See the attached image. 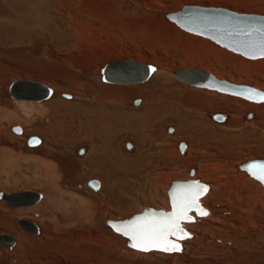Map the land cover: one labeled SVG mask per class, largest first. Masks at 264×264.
Listing matches in <instances>:
<instances>
[{"label":"rangeland","instance_id":"rangeland-1","mask_svg":"<svg viewBox=\"0 0 264 264\" xmlns=\"http://www.w3.org/2000/svg\"><path fill=\"white\" fill-rule=\"evenodd\" d=\"M57 1L58 0H0V173L1 171H7V174L12 172V176L16 177V175H20L23 178L26 176L25 174L34 176L35 171L39 169V171H41L40 173L38 172L39 175L43 173L42 170H45L43 173L44 176L45 174L49 176L52 173L50 177L55 181V179H59L56 173H54L55 170L58 169L62 176V178H60V180H62L60 184L62 189H60V191L63 189L66 191L69 190L71 193L79 194L85 199H89L88 202L91 207L87 210V207H80L76 204L74 208L70 210L67 208L68 211H66V208L59 211L51 209L49 206L50 208L47 207V209L44 207L46 212H41V215L36 212V214H34V219H29L36 222L41 227L40 230H43V224L39 219L35 220V218L44 217V215L47 216L48 213H50V219H53L56 215V211L57 214L62 217V227L60 226V230L52 229L50 232L52 233L51 235L57 236V240L62 239L61 242L63 241V244H65L64 248L63 245L59 246V244L58 246L54 244L52 247L44 245L45 247L43 246L44 248L41 249H39V247L36 248L37 246H33L31 253L33 256L24 257L21 253H14L15 255L12 254L9 256L13 250L10 251V249L0 246V251H2L4 256L3 258L0 256L2 258H0L2 260L0 264H71L73 261L67 260L69 258H74L75 260L76 258L71 254L76 253V251L82 248L85 249L87 246L90 247V252L89 250L88 252L83 251V254L80 253L76 255V260L89 257L90 262L85 263L75 260L73 264H92V262L94 264L95 259L97 260V264H264V227H260L261 225L264 226V210L257 206L255 208L257 214H249L248 212L253 209V203L244 205L242 202L240 203L238 201L236 194L230 195L224 192V190L218 198L217 196L214 197L211 195L208 197L205 196L201 200L202 205L208 209L209 214L204 217H197L199 222L198 226H195L194 229L188 228L191 233L198 236V239L195 242L188 240L190 241L188 244L185 242L183 254L178 257L174 254L163 256L160 255L161 253L156 254L157 252H152L153 254H138V252L133 251V253L130 248H126L123 244L120 246L121 250H118L116 245L111 244L113 235L108 231V227L105 224L106 220L109 219L124 220L130 218L143 208H170L167 203L166 188L171 181L187 180L189 178L187 173L192 168L198 172V177L202 181L204 180L202 183L213 185L211 182L206 181L204 178L207 176L203 175V173H208L205 168L208 164L219 163L231 170L230 165L232 167L250 159H257L258 156L264 159V106H262V104L246 102V100L240 98L238 102L242 103L245 107L246 103L262 106L259 107L260 111H257V118L247 120L245 118L247 113L253 112L254 109L240 112L238 106L234 105L233 109H235V114L238 115H235L230 123L238 122V125L230 126L229 123H227V125H220L207 116L208 113H213L214 109H210L209 106L206 108L203 104H200L201 107H194L191 109V105L184 106L181 100L186 94L198 96L206 101L213 100L216 103H224L225 101L219 99L218 96L213 93L208 94L205 92L207 90L202 91V89L190 88L185 91V93L179 88L182 84L174 77V72L178 70L201 67L200 65H191L190 62L184 61L186 60V56L191 54L192 57L194 56L201 62L203 61V65H208L212 62L220 68L227 67L234 71L237 69V71H241L250 77L249 80L245 78L242 79V81L227 77L222 79L257 87V85H255L256 81L264 79V59L250 60L244 58L226 48H220V45L210 39L196 36L182 30L178 25L167 19L169 13L177 12L184 6L220 7L213 5L214 3L210 0H189V2L188 0H151L152 2L149 0H72L70 6L74 10H79L85 5L86 8L83 9L86 11H92L95 14L104 13L101 16L93 18L88 16V13L85 15L83 13L84 10H82L78 14V18L81 16V20L84 22L81 23L80 29L71 26L70 20L73 16L72 13L69 12L71 9L64 8L62 11H59L57 6L60 4H58L59 2ZM12 4L13 9L9 6ZM166 5L169 6L166 8ZM87 8L90 9L88 10ZM242 9L243 11L237 8L229 10H236L235 12L238 13L264 14L261 13L260 10L256 11L249 7L248 9ZM103 16L107 18L111 17L110 20L129 17L132 22H135L136 25H133L132 22L128 24L130 27L133 25L131 30L139 34L135 36L136 39H133L135 44H137V47L136 45L132 46L136 49L135 55H131L130 51H132V54L135 52L131 46L130 48H126L118 42L119 48L113 49V47L107 46L104 41L105 34L107 35L109 30L113 29V26H111L109 22V25L103 28ZM137 22L139 24H137ZM158 23H162V25L160 26ZM142 27L145 28L142 29ZM96 29L100 31L98 30L96 32ZM125 32V29L122 31L119 30V36L123 35L121 37L123 40L126 39L125 34L127 32ZM85 35L86 37H84ZM101 35L104 37H100ZM209 44L213 46L210 47ZM207 45L209 46L207 47ZM222 50H224V52ZM140 55L141 57L137 59V56ZM122 59H135L146 64L155 65L158 67L159 72L152 76L148 83L141 85L118 86L103 82L101 76L102 68L111 61ZM18 79H30L41 83L43 82L44 85L52 88L55 93V96H52L49 100L53 102L59 101L63 104L55 107V112L49 117L40 116L42 115L40 111H37L38 113H33V120L30 117L28 118L24 117V115H20L18 103L15 99L11 98L9 94L11 84ZM43 79L50 80V83H47ZM261 82L264 83V80ZM51 83L57 84L59 89L56 86V88L53 87ZM109 88H115V90L107 91ZM135 88H142V90L144 89V91L150 93V95L152 90L160 91L158 94V101L154 100L156 103L154 104L153 98L150 96L152 99L151 106L145 108L148 104L145 97L128 91V89ZM116 89H125L127 92H122V94L120 91L118 93ZM63 94L70 95L71 98H66ZM219 97L224 98L223 96ZM235 98L239 99L238 97ZM135 99L145 100L146 105L142 107L138 106L139 108L133 106L132 102ZM189 99L187 101H190ZM49 100L45 103H48ZM154 105L158 107H154ZM251 108L253 107L251 106ZM102 109L104 112L108 109L109 114L112 113L116 116V112H118L119 116L121 115L127 123L132 122L133 120L131 118L133 117L135 122H140V124H142V130L146 129V131H148V129H150L156 131L158 134V148L148 155V157L150 156L151 159H153L149 166H143L144 168H140L138 171L139 173L135 172L133 175H130L125 184L121 182L120 188L118 187L117 190L114 185L113 191H104V193H106L105 195L109 194L110 197L112 196V200H117L115 202L117 205L113 204L115 206L113 207L114 210H112L114 213L111 212V209L108 210L106 208V206H109L110 202H105V198H101L105 197L104 194L100 196V194L95 193L92 189L83 187L89 180L96 179L101 182L93 173H90L91 175L89 176H85L87 172L84 170L86 167L84 168L83 166H86V163L85 165L82 164L83 159L81 160V158L76 156L77 160L82 164L83 171H85V175L82 177L84 179L81 181L75 182L68 180L69 178L64 181L61 167L64 166L66 162L71 168L75 167L74 164H77L73 159L74 156L71 155V149L76 155V150L78 148L84 146L88 147L92 144L89 139H92V141L94 140V142L98 140L97 134L99 133H97V131L100 130L102 117L99 115V118H97L98 116L94 115V111L98 110L99 112V110ZM122 111H125L126 115L122 114ZM218 111L221 110H217V112ZM34 115L36 118H33ZM115 115H110V119L111 117L114 118ZM175 117L179 122H175ZM23 119L26 120L25 123ZM108 124L109 130L113 129L111 126L113 124ZM145 125L147 126L146 128H144ZM189 125L196 128V134L190 131L191 128L188 127ZM17 126L25 130V135L23 137L13 132V127ZM54 126H56L55 129ZM175 126L182 127L184 137L185 133L190 132L193 134L191 140L194 143L193 150L196 153L192 154H197V152H199L197 157L194 155L187 159V156L180 157V155L175 152L171 154L166 153L164 148L167 147L171 151L175 149L176 146L177 148L179 147L180 141L185 143L186 141L188 142L187 139L178 135L175 136L174 139H170L168 133L171 132L167 133V131H170ZM54 130L61 133L64 139L61 140L60 144H57L58 147H56V149H54L55 147L51 144V139L53 138L52 133H55ZM198 131L200 132L198 133ZM30 136H39L43 138L46 142L44 143L45 145H40L41 147L43 146L42 148H39V146L33 148L29 147V149L27 146V138ZM125 137L126 136L121 135L115 140V148L113 145L102 143L103 147H105L106 144V148L109 149H106L107 152L102 150L101 153L106 156H100L98 159L100 161L104 160V166L106 162H110L109 170L114 178H117V170L123 168V159L128 162L126 164L127 169L130 168V170L134 169L135 171L138 170L135 168V164L142 160V156L136 158L139 151L138 145L137 152H133L131 155L125 150V143L131 140H123ZM196 140L197 142L200 140V142L197 143L195 142ZM131 141L137 144L134 140ZM75 142L82 144L79 146L71 145V143ZM121 145L126 155L120 148ZM93 151L94 153L92 155L95 156H92V159H94L92 165L94 166L93 169L96 170L101 166L96 162L99 154H96L95 149ZM180 151L182 150L180 149ZM10 152L16 155L19 154L20 156L29 157V159L41 158L48 160V162L51 163L46 167L47 170L49 169L50 171H46V167L42 168L37 166V163L34 165L32 161L26 162L22 160L16 164H11L9 160H12L13 156ZM55 155H57L58 160L59 155L61 157L59 162L60 167L59 165L52 164L55 162L53 160ZM152 156L154 157L152 158ZM212 158H214V160ZM144 160L148 161L146 158H144ZM188 160L190 161L189 163ZM199 165L205 167L200 168ZM68 169L70 168H67L66 171H68ZM195 176L196 172L194 177ZM223 177H225V175ZM102 178L105 179L103 176ZM251 180L260 185V183L253 178H251ZM227 181L230 182L231 178ZM35 182L28 183L25 187L26 189L23 191L37 192L46 195L49 191L47 186L52 185L51 183L46 186L44 184V186L38 187L40 183L39 180L37 183ZM52 186H54V184ZM105 189L107 190V187ZM17 192L21 191L18 190ZM62 197L64 201H69V197L64 195V193ZM101 204L105 207L103 208ZM4 205L8 207L9 210L14 211V209L6 203H4ZM35 205L36 204L32 205V207ZM98 206H101V209L103 208V213L102 210L100 212ZM32 207H30L29 210L33 209ZM24 211L28 210L25 209ZM212 212H214L212 218L207 219ZM22 215L26 214L23 212L20 216ZM215 215L218 217H215ZM2 216L5 218L8 215H5V213L0 210V217ZM84 218H88L89 223L78 226L77 228L73 227V225L77 223H82L81 220ZM21 219L24 218H19V220ZM94 220H96V225L94 224L92 226L91 223H93ZM250 222L259 224V226H254V224ZM18 225L16 223L15 226L17 227V232L12 234L17 240H19L22 235L25 236L20 232L21 230H19L20 228ZM64 225L72 226L69 228L65 226L66 228H64ZM190 226H192V224ZM100 230L102 231L100 232ZM100 233L105 234V242L98 245H96V243L89 245L91 239H99L98 236ZM28 238H33L42 245L48 242L46 234H42V231L40 235H30ZM85 239L88 240L86 241ZM72 241H76V245L70 244ZM39 250H41L40 252L44 258L43 261L38 257L41 254ZM63 255L66 260L56 261L55 258H57V256ZM18 259L22 261L19 262Z\"/></svg>","mask_w":264,"mask_h":264},{"label":"bare ground","instance_id":"bare-ground-1","mask_svg":"<svg viewBox=\"0 0 264 264\" xmlns=\"http://www.w3.org/2000/svg\"><path fill=\"white\" fill-rule=\"evenodd\" d=\"M8 1H11V0H8ZM14 1V0H13ZM71 1L72 0H58L57 2H59L58 4H60L59 6H57V8H58V10L60 11H62L64 8H67V9H71L69 12H71L72 13V15H70V16H72L71 17V20H70V23H71V26L72 27H74V28H78V29H80V27H81V23H84V22H82V20H81V16L78 18V14L82 11V10H84L85 8H86V6L84 5V6H82L79 10L77 9H72L71 8V6H70V3H71ZM150 2H152L151 0H149ZM164 1V0H163ZM201 1V0H200ZM199 1V2H200ZM211 2H213L214 4L213 5H216V6H220V7H218V8H221V7H225V8H228V9H239V10H241V11H243V9L242 8H246V9H248V7L249 8H251V9H254V10H260V12L261 13H264V0H259V1H257V0H210ZM48 2V1H47ZM53 2V1H52ZM109 2V1H108ZM148 2V1H147ZM188 2H189V0H188ZM198 2V3H199ZM11 3V2H10ZM15 3V2H14ZM20 3V2H19ZM88 3V2H87ZM149 3V2H148ZM198 3H196V4H198ZM207 3V2H206ZM16 4V3H15ZM48 4V3H47ZM88 4H90V3H88ZM150 4V3H149ZM159 4V3H158ZM163 4V3H162ZM49 5V4H48ZM10 6V8L11 9H13V4L12 5H9ZM87 6H89V5H87ZM100 6V5H99ZM156 6V5H155ZM167 6H169V5H166V8H167ZM17 7V6H16ZM15 7V8H16ZM201 7H205V6H201ZM239 7V8H238ZM51 8H53V7H51ZM84 8V9H83ZM165 8V9H166ZM88 9V8H87ZM90 9V8H89ZM88 9V10H89ZM167 10V9H166ZM165 10V11H166ZM170 10V9H169ZM25 11V10H24ZM164 11V10H163ZM168 11V10H167ZM236 11V10H235ZM240 11V12H241ZM26 13V12H25ZM70 13V14H71ZM83 13L85 14V15H87L86 13H88V16H91V17H97V16H101L102 14H104L103 12H101V13H94V12H89V11H86V10H84L83 11ZM83 15V14H82ZM264 15V14H263ZM102 18H104L103 19V28H106L105 26H107V25H109L108 23L110 22V24H111V26H113V29H111V30H109V33H107V35L105 34V43L107 44V46H110V47H113V49L115 48H119V44H117V42L118 43H120V44H122L123 46H125L126 48H130V46L132 47V46H135L136 45V47H137V44H135V42H134V40L133 39H136L135 38V36L137 35H139L138 33H135V32H133L132 30H131V27H133V25H136L135 24V22L133 21H131L130 19H129V17H127V18H120V19H118V20H113V19H111L110 20V18L111 17H109V18H107V17H105V16H103ZM92 19V18H91ZM108 20H110V21H108ZM88 21V20H87ZM150 21V20H149ZM89 22V21H88ZM130 22H132V26L130 27L128 24L130 23ZM140 22V21H139ZM171 22H173V21H171ZM90 23H91V21H90ZM146 23V22H145ZM151 23V22H150ZM173 23H175V22H173ZM137 24H139L138 22H137ZM149 24V23H148ZM148 24H146V25H148ZM156 24V23H155ZM160 26L162 25V23H158ZM157 24V25H158ZM176 24V23H175ZM158 25V26H159ZM177 25V24H176ZM115 26V27H114ZM149 26V25H148ZM84 27V26H83ZM145 27H142V29H144ZM164 28V27H163ZM123 29H125L126 30V39L125 40H123L121 37L123 36H119V30L120 31H122ZM141 29V30H142ZM99 30V29H98ZM97 29H96V32L98 31ZM102 30V29H101ZM135 30H137V29H135ZM183 30V29H182ZM100 31V30H99ZM117 31H118V33H117ZM146 31H147V29H146ZM185 31V30H184ZM91 32V31H90ZM108 32V31H107ZM145 32V31H144ZM124 33V32H123ZM147 33V32H146ZM188 33H190V32H188ZM92 34V33H91ZM103 34V33H102ZM190 34H193V33H190ZM61 35H63V34H61ZM193 35H196V36H201V35H197V34H193ZM56 36H58V35H56ZM107 36V37H106ZM53 37V36H52ZM84 37H86V35L84 36ZM100 37H102V35L100 36ZM104 37V36H103ZM102 37V38H103ZM201 37H204V36H201ZM99 38V37H98ZM101 38V39H102ZM205 38H207V37H205ZM92 39V38H91ZM100 39V38H99ZM207 39H209V38H207ZM93 40V39H92ZM150 40V39H149ZM196 40H197V38H196ZM211 40V39H210ZM100 41V40H99ZM103 41V42H104ZM201 41V40H200ZM211 41H213V40H211ZM98 42V41H97ZM198 42V41H197ZM214 42V41H213ZM87 43H89V42H87ZM94 43V42H93ZM210 43V42H209ZM216 43V42H215ZM96 44H98V43H96ZM117 44V45H116ZM201 44V43H200ZM210 45V47L211 46H213L212 44H209ZM209 45H207V47L209 46ZM219 45V44H218ZM97 47V46H96ZM126 48H125V50H126ZM220 48H222V46L220 47ZM224 48V47H223ZM132 49L133 50H135V52H133V54H132V51H130L131 52V55H135L136 54V49L135 48H133L132 47ZM227 49V48H226ZM109 50V49H108ZM108 50H105V51H108ZM131 50V49H130ZM156 50V49H155ZM228 50V49H227ZM127 51V50H126ZM157 51V50H156ZM223 52H224V50H222ZM230 51V50H229ZM129 52V51H128ZM225 52H226V50H225ZM232 52V51H231ZM125 53V52H124ZM142 53V52H141ZM159 53V52H158ZM200 53V52H199ZM234 53V52H233ZM127 54V53H126ZM129 54V53H128ZM143 54V53H142ZM235 54H237V53H235ZM202 55V54H201ZM210 55V54H209ZM230 55V54H229ZM238 55H240V54H238ZM240 56H242V55H240ZM141 57V55L140 56H137V59L138 58H140ZM136 59V58H135ZM135 59H133V60H135ZM262 59H264V58H261V59H258V60H262ZM161 60V59H160ZM237 60V59H236ZM251 60V59H250ZM137 61H139V60H137ZM184 61H188V62H190L191 63V65L193 64V65H200L201 67H196V68H201V69H203V70H206V71H208V72H210V73H212L213 75H215L218 79H221V80H226V79H222V78H233V80L235 79V80H238L239 79V81H242V79H247V80H249L250 79V77L248 76V75H246L245 73H243V72H241V71H237V69L234 71L233 69H231V68H227V67H219V66H217L216 64H214V63H212L211 62V64H208V65H203V63L200 61V60H198V59H196L194 56L192 57L191 56V54H188L187 56H186V60H184ZM140 62V61H139ZM217 62V61H216ZM192 68H194V67H192ZM188 69V68H187ZM190 69V68H189ZM59 72V71H58ZM159 72V69L152 75V76H154L155 74H157ZM240 73H243V74H240ZM250 75V74H249ZM152 76H151V78H152ZM251 76V75H250ZM151 78L147 81V82H145V83H142V84H146V83H148L150 80H151ZM174 78V77H173ZM257 79V78H256ZM44 81H46L47 83L50 81H48V79H43ZM262 80H264V79H262ZM261 80V81H262ZM228 81V80H227ZM254 81V80H253ZM260 80L259 81H256V83H255V85H257V87L256 88H258V89H261V90H263L264 89V83L263 82H261ZM229 82H231V81H229ZM236 82V81H235ZM50 83V82H49ZM179 83H181V82H179ZM232 83H234V82H232ZM42 84H43V82H42ZM182 84V86L181 87H179V88H181V90H183L184 92L185 91H187V90H189L190 88L192 89V88H195L196 86H193V85H189V84H184V83H181ZM235 84H239L238 82L237 83H235ZM48 85V84H47ZM51 85H53V87H57L58 89H59V86L57 85V84H53V83H51ZM113 85H116V84H113ZM136 85V84H135ZM137 85H141V84H137ZM118 86H120V85H118ZM121 86H123V85H121ZM130 86H134V85H130ZM55 87V88H56ZM142 88H144V87H142ZM142 88H135V89H128V91H132V92H134V94H136V95H142V96H144L145 97V99H146V101L148 102V104L146 105V101L145 100H143L142 99V103L140 104V105H138V106H140V107H142V106H144V105H146L145 106V108H148V107H150L151 106V97L150 96H152V98H153V102H154V100L155 101H158V94L160 93V91H157V90H152V92H151V95H150V93H147V92H145L144 91V89L142 90ZM263 88V89H262ZM126 89V88H125ZM120 90V89H116V90H118V93L121 91V93L122 92H127V90ZM196 89H202V91H204V90H207V91H205V92H207L208 94L210 93H213L214 95H217L218 96V98L219 99H223V101H225L224 103H222V102H219V103H216V102H214L213 100H209V101H206V100H202L201 98H199L198 96H190V95H184V97L182 98V100H181V102H182V104L184 105V106H187V105H191L192 107H191V109L192 108H196V107H201V105L200 104H203V106L205 105L206 106V108L209 106L210 107V109L212 108V109H214V112L213 113H224V114H226V116L228 117L227 118V120L229 119V121H228V123H229V125L230 126H237L238 125V122H231L232 123V125H231V123H230V121H232L233 119H234V117H235V115H238V114H235V109H233V107H234V105H237L238 106V108H239V111L241 112V111H243V110H248V109H254L253 110V112H251L252 114H253V117H252V119L254 118V119H256L257 118V115H258V113H257V111H260V109H259V107H262V106H264L263 104L264 103H256V104H262V106H255V105H253V104H251V103H246V102H250V101H247L246 100V107L245 106H243L242 105V103H239L238 101H240V98L239 99H237V98H235L236 96H233V97H229V96H231V95H228V94H223V93H220V92H217V91H213V90H210V89H207V88H198V87H196ZM108 90H115V88H109V89H107V91ZM211 91V92H209V91ZM136 92V93H135ZM215 92V93H214ZM186 93V92H185ZM222 94V95H218V94ZM123 94V93H122ZM224 95H228V96H224ZM52 96H55V93L52 95ZM219 96H223L224 98H221V97H219ZM189 98H191V99H189ZM190 100V101H187V100ZM16 100V99H15ZM49 100V99H48ZM54 100V99H53ZM47 101V100H46ZM46 101H43V102H29V101H18V100H16V102L18 103V107H19V113H20V115H24V117H30L31 119H32V116H33V113H38L37 111H40L41 112V114L42 115H40V116H50V115H52L55 111V107H58V106H60L61 104H63V103H60L59 101H57V102H53L52 100H49V104L48 103H45ZM15 102V103H16ZM51 102V103H50ZM115 102V101H114ZM193 102V103H192ZM117 103V102H116ZM252 103H254V102H252ZM46 104H48V105H46ZM154 104H156L155 102H154ZM132 105H133V102H132ZM199 105V106H198ZM137 105L135 106V107H138ZM251 106L253 107V108H251ZM154 107H158L157 105H154ZM60 108V107H59ZM139 108V107H138ZM144 108V109H145ZM205 108V109H206ZM107 110V109H106ZM105 110V111H106ZM157 110V109H156ZM160 110V109H159ZM217 110H221V111H218L217 112ZM237 110V109H236ZM264 110V109H263ZM212 112V111H211ZM99 114H96V116H98L97 118H99V115L101 116V114L102 113H100V112H98ZM210 114L211 113H208V115L207 116H210ZM240 114V113H239ZM104 115H105V113H104ZM174 115V114H173ZM17 116V115H16ZM39 116V115H38ZM93 116V115H92ZM175 116V115H174ZM105 117V116H104ZM238 117V116H237ZM263 117V116H262ZM33 118H36L35 117V115H34V117ZM211 120H213L212 119V117L210 116L209 117ZM231 118V119H230ZM247 120H249V118L248 117H245ZM146 119V118H145ZM251 119V120H252ZM33 120V119H32ZM175 122H179L178 121V119H176V117H175ZM227 120L225 121V122H216V121H214V122H216V123H219L220 125H227L226 124V122H227ZM22 121V120H21ZM139 121V120H138ZM23 122L25 123L26 122V120L25 119H23ZM103 122H105V121H103ZM234 123V124H233ZM177 125H178V123H177ZM253 125V124H252ZM23 126V125H22ZM180 126V125H179ZM255 126V125H254ZM188 127H190L191 129H190V131L192 132V133H195L196 134V128L195 127H192L191 125H189ZM170 132H174V134H171L170 135V133H168V135L170 136V139H174L175 138V136H182L183 138H185V139H187L188 140V145H186V150L184 151V152H182V151H180V149L179 148H177V146H176V150L175 149H172L171 151H170V149L169 148H164V150L166 151V153H168V154H171V153H177L178 155H180V157L182 156V157H185V156H187V159H189V158H191V157H193L194 155H195V157H197V155H198V153L199 152H197V154H192V153H196L194 150H193V142H192V140H191V138L193 137L192 135V133H185V137H184V132H183V130H182V127H178V126H175V127H173L171 130H170ZM200 131H198V133H199ZM201 134V133H200ZM12 135V134H11ZM19 136L20 135H25V130H23L22 129V134H18ZM23 136H21V137H23ZM39 137V136H38ZM216 137V136H215ZM214 137V138H215ZM41 138V137H40ZM28 139V138H27ZM42 139V144H44V143H46L45 141H44V139L43 138H41ZM52 140V139H51ZM221 140H222V138H221ZM131 141V140H130ZM132 143H133V145H134V149L132 150V151H127L128 153H130V155H131V153H133V152H137V144H135L133 141H131ZM195 142H197V140L195 141ZM198 142H200V140L198 141ZM197 142V143H198ZM225 142V141H224ZM92 143V142H91ZM172 143V142H171ZM126 144V143H125ZM45 145V144H44ZM103 145V144H102ZM101 145V146H102ZM166 146V145H165ZM168 146V145H167ZM43 147V146H42ZM42 147H39V148H42ZM96 146H93V144H91L90 146H88V147H82V148H84L85 149V153H84V155H79L78 154V152H79V150L81 149V148H78L77 150H76V156L78 157V158H81V160H82V164L83 165H85V163H86V166H83L85 169V171L87 172L86 173V175L85 176H89V175H91L90 173H93L94 175H96V178H98V179H100L101 180V182L100 181H98V182H100V185H98L97 187L98 188H96V189H94V188H92L91 186H89L88 185V182L90 181H87V183H86V185L85 186H83V187H87V188H89V189H92V191H94L95 193H98V194H100V196H102V194H106V193H104V191H106V192H109L108 190H106L105 188L107 187V183H106V181H105V179H103L102 178V176H101V173L102 172H100L101 171V169H100V167L99 166H104V164H103V161H101V163H100V160L98 159V158H100V156L101 157H104V156H106L105 154L103 155V153H101V151L98 153L99 155L97 156V164H99V168L98 169H93V161H94V159H92V156H95V155H92L93 153H94V149L95 150H97L96 148H95ZM98 150H100V149H98ZM104 152H107V150L105 151V149H104V147H103V149H102ZM170 151V152H169ZM259 151V150H258ZM11 153V155L13 156V158H12V160H9V162L11 163V164H16V163H18V162H20V161H22V160H24V161H26V162H30V161H32L33 163H34V165L37 163V166H39V167H48L49 166V163H51V162H48V160H45V159H29V157H24V156H20L19 154H13L12 152H10ZM180 153H183V154H180ZM11 156V157H12ZM194 157V158H195ZM261 157V156H260ZM102 159H104V158H102ZM116 159V158H115ZM114 159V160H115ZM213 160H214V158H212ZM257 159H263V157L262 158H259V156H258V158ZM190 160H192V159H190ZM225 160V159H224ZM250 160H254V159H250ZM264 160V159H263ZM216 161V160H215ZM247 161H249V160H247ZM247 161H244V162H242V163H239V164H236V165H234V166H232L231 167V165H230V168H231V170H229V168H226V167H224V166H222V164H214V163H211V164H208V166L207 167H205V166H203V167H205L206 168V171H208V173H203V175H206L207 177H205L204 179L206 180V181H209V182H211V184H213V185H210V184H206V185H208V187L209 188H207V192L203 195V197L202 198H200V203L202 204V199L205 197V196H217V198L219 197V195H221L222 193H223V190H224V192H226V193H228V194H236V196L238 197V201L241 203L242 202V204H244V205H247V204H250V203H253L254 205H253V209L251 210V211H249L248 213L250 214V213H255V214H257L256 212H255V208L258 206V207H261V209H263L264 210V187H263V185L258 181V180H256V179H254L253 177H251V176H249V174L246 172V171H243V170H241L240 168H239V165H241V164H243V163H245V162H247ZM95 162V163H96ZM190 161L188 160V163H189ZM71 163V162H70ZM116 163V162H115ZM52 164H56V165H58L56 162H54V163H52ZM102 164V165H101ZM107 164V163H106ZM88 165H91V166H88ZM51 166V165H50ZM88 166V167H87ZM47 167H46V171H48L47 170ZM60 167V166H59ZM199 167L200 168H203V167H201L200 165H199ZM51 168V167H50ZM53 168V167H52ZM54 169H55V167H54ZM57 169V168H56ZM93 170V171H92ZM205 170V169H204ZM11 171V170H10ZM50 171V170H49ZM52 171V170H51ZM84 171V172H85ZM41 172V171H39V169H37L36 171H35V175L34 176H29L28 174H25L26 176L25 177H21L20 175H16V177H14V176H12L11 175V173L10 174H7V171H1V173H0V191L1 192H4V193H8V194H11V193H17V191L19 190V191H21L22 193H24L23 192V190H25L26 188V185L29 183H33V182H35V183H37V181L39 180V184H38V187H40V186H44V184H45V186L48 184H51L52 183V185L54 184V186H47L48 187V189H49V191L46 193V195H44V194H42V198L36 203V205L34 206V207H32L33 209H27L28 211H24V209H21V210H14V211H11V210H9L8 209V207H6L5 205H4V203H0V210L1 211H3L4 213H5V215H8L7 217H5V218H3V216L2 217H0V231H1V234L2 233H10L9 235H11V234H13V233H15V232H17V227H15L16 226V223H17V225H18V220H19V218H24V219H21V220H27L28 218H33L34 219V217H35V215L34 214H36V212L38 213V214H40L41 212H44L45 210H44V207L47 209V207H51V209H54V210H59V211H61V210H63V209H65L66 208V211H68L67 210V208H69V210L70 209H72V208H74V206L77 204L78 206H80V207H82V206H84V207H87V210L91 207L90 206V204H89V199H85L83 196H80L79 194H74V193H71V191H66V190H61L60 191V189H62L61 187H60V184H61V182H62V180H60V178H62V176H61V173H60V170L58 171V169L57 170H55V172L54 173H56V175L58 176V180L57 179H55V181H54V179L52 178V177H50V175L52 174H50L49 176H48V174H45V176H44V172H45V170L43 171L42 170V172L43 173H41V174H43V175H39V173ZM195 172H196V176L194 177H191V176H189V172L187 173L188 174V179L187 180H190L191 178H193L194 180H199L200 182H203L199 177H198V172L196 171V170H194V175H195ZM47 173H49V172H47ZM230 173H232V174H230ZM23 174V173H22ZM163 175V174H162ZM225 175V177H223ZM28 176V177H27ZM43 176H44V178H43ZM48 176V177H47ZM169 177V176H168ZM95 178V177H94ZM229 178H231V181L229 182V181H227ZM251 178H253L255 181H257V182H259L260 183V185L258 184V183H256V182H254L253 180H251ZM170 179V178H169ZM176 181H183V180H176ZM205 181V182H206ZM225 181H227V182H225ZM60 182V183H59ZM172 183H173V181H171V183L169 184V186L166 188V190H167V203H168V206L170 207V201H169V197H168V191H169V189H170V187H171V185H172ZM214 183H215V185H214ZM232 185V186H231ZM236 187V188H235ZM31 188V187H30ZM29 188V189H30ZM15 189V190H14ZM17 189V190H16ZM21 189V190H20ZM153 190V189H152ZM59 191H60V193H59ZM93 192V193H94ZM64 193V195H66V196H68L69 197V201L67 200V201H64L63 199V197H62V194ZM99 196V197H100ZM98 197V198H99ZM112 197V196H111ZM111 197H110V195L109 194H107V195H105V197H101L102 199L103 198H105V202H110L109 203V206H106V208L109 210V209H111V212H113L114 213V211H112V210H114L113 209V207H115L113 204H116L115 202L117 201H114V200H112L111 199ZM16 198V197H15ZM113 198H115V197H113ZM1 201H5V202H7L6 200H1ZM0 201V202H1ZM8 203V202H7ZM6 203V204H7ZM84 203V204H83ZM91 203V202H90ZM101 203V202H100ZM9 205V204H8ZM34 205V204H33ZM92 205V204H91ZM117 205V204H116ZM10 206V205H9ZM101 206L104 208L105 206L104 205H102L101 204ZM101 206L98 208L99 210H100V212H101V210L103 209H101ZM203 206V205H202ZM11 207V206H10ZM49 207V208H50ZM204 207V206H203ZM13 208V207H12ZM21 208V207H20ZM25 208V207H24ZM27 208V207H26ZM151 208V207H150ZM205 208V207H204ZM13 209H15V208H13ZM144 209H146V208H143L142 210H140L138 213H136V214H139L140 212H142ZM154 209H156V208H154ZM43 210V211H42ZM76 210V209H75ZM107 210V211H108ZM156 210H160V209H156ZM164 210H170V208H168V209H164ZM23 212H24V214H26V215H22V216H20L21 214H23ZM46 212V211H45ZM69 214H72V213H70V212H68ZM102 213H103V210H102ZM241 213H243V212H241ZM50 213H48V215L47 216H45L44 215V217L42 216V217H39V218H35V220H40L41 221V223L43 224V230H42V234H46V237L48 238L47 240H48V242L47 243H45V244H41V243H38V242H36V240H34L33 238H28V237H30V235H40L41 234V230H40V226H38L35 222V224L38 226V228H39V232L36 230V228H34L31 224H28V232H25V231H23L21 228H20V225H18V227L20 228L19 230H21V233L22 234H24L25 236H21L20 237V239L18 240V242H17V244H15V247L12 249L13 250V252L11 253V254H9V256H11L12 254L13 255H15L14 253H17V254H19V253H21V255L22 256H24V257H26V256H33L31 253H32V247L33 246H37L36 248H38L39 247V249H41V248H44L46 245H49V247L51 246H53L54 244H57V246H58V244H59V246L60 245H63V248H64V246H65V244H63V241L61 242V240H57V236L56 235H51L52 233L50 232L52 229L53 230H60V226L62 227V224H61V222H62V217L61 216H59L58 214H57V211H56V215H55V217L53 218V219H50V215H49ZM66 214H67V212H66ZM208 214H209V211H208ZM213 214H214V212H212L211 213V215L209 216V217H207V219H210V218H212V216H213ZM41 215V214H40ZM191 215L192 216H194V218H195V220L194 221H191V222H187V221H182V227L183 228H185L190 234H192L193 235V237L192 238H186L185 240H182V245H183V250L180 252V253H178V252H175V253H173L175 256H181L182 254H183V251H184V244H185V242L188 244V242H190V241H188V240H192V241H196L197 239H198V236H196V234H194V233H191L189 230H188V228L190 229H194V227L196 226H198V224H199V222H198V220H197V217H204V216H201V215H198L196 212H191ZM229 215H231V214H229ZM228 215V216H229ZM85 216V215H84ZM99 216V215H98ZM9 217V218H8ZM215 217H218L217 215H215ZM85 219V218H84ZM84 219L83 220H81L82 221V223H77V224H75V225H73V227H75V228H77L78 226H81V225H85L86 223H89L88 222V218L87 219H85V221H84ZM110 221H118L119 219H109ZM29 221H31V220H29ZM83 221H84V223H83ZM87 221V222H86ZM107 221L108 220H106V222H105V224L107 225V227H108V231H110V233L113 235V237L111 238V241H112V243L111 244H114V245H116V247L118 248V250L120 249L121 250V247L120 246H122V244L123 245H125L126 246V248H130V247H128L127 246V241H126V239L120 234V233H118L115 229H113L108 223H107ZM31 222H33V221H31ZM95 222H96V220H94L93 221V223H91L92 224V226L95 224ZM196 223V224H195ZM250 223H253L254 224V226H256V225H258L259 226V224H256V223H254V222H250ZM192 224V226H190ZM194 224V225H193ZM89 225V224H88ZM96 225V224H95ZM44 226H45V228H44ZM66 225H64L63 227L64 228H69V227H71V226H66ZM260 227H264V226H260ZM33 228H34V230H33ZM196 229V228H195ZM24 233H23V232ZM102 230H100V232H101ZM37 232H38V234H37ZM106 232V231H105ZM194 232H197V231H194ZM25 233H27V234H25ZM107 235V234H106ZM26 236H28V237H26ZM41 237V236H40ZM43 237H44V235H43ZM81 238V237H80ZM98 238L99 239H94V240H92L91 239V241L89 242V245H91V244H95L96 243V245H98V244H102V243H104L105 242V234H99V236H98ZM107 238V237H106ZM86 240V239H85ZM88 240V239H87ZM86 240V241H87ZM191 241V242H192ZM76 242V241H75ZM74 241H72L70 244H72V245H76V243H75ZM88 244V243H87ZM45 245V246H44ZM1 246V245H0ZM44 246V247H43ZM56 247V246H55ZM62 247V246H61ZM60 247V248H61ZM72 247V246H71ZM186 247H188V246H186ZM58 248V247H57ZM71 249V248H70ZM80 249V248H79ZM131 249V251L133 252H138V254L140 253V254H144V253H152V252H157L156 254H159V253H161L160 255H163V256H169V255H172L171 253H165V252H160V251H155V250H153V251H148V252H144V251H140V250H137V249H134V248H130ZM12 250H10V251H12ZM37 250V249H36ZM82 250V251H81ZM88 250H89V252H90V247H86L85 249H80V250H78V251H76V253H73V254H71L72 256H74V257H76L77 258V256L76 255H78V254H80V253H84V252H88ZM41 250H39V252H40ZM59 251V250H58ZM57 251V252H58ZM84 251V252H83ZM133 252V253H134ZM188 252V251H187ZM41 253V252H40ZM35 254V253H34ZM39 254V253H38ZM153 254V253H152ZM71 255H68V256H71ZM0 256L3 258L4 256H3V253H2V251H0ZM38 256V255H37ZM91 256V255H90ZM0 257V258H1ZM13 257V256H12ZM19 257V256H18ZM38 257H40L41 259L40 260H44V258H43V256H42V253L38 256ZM1 258V259H2ZM22 258V257H21ZM76 258H75V260H76ZM0 259V260H1ZM56 259V261H64V260H66V258H65V256L63 255V256H57V258H55ZM54 259V260H55ZM69 260H72L73 262H75V260H74V258H69L67 261H69ZM78 261H81V262H85V263H88V262H90V258L89 257H87V258H85L84 259V257L82 258V259H77ZM76 260V261H77ZM18 261L20 262V261H22L21 259L19 260L18 259ZM17 261V262H18ZM41 261V262H42ZM2 262V260L0 261V263ZM16 262V263H17ZM73 262L71 263V264H73ZM44 263V262H43ZM46 263H47V261H46ZM49 263V262H48ZM20 264V263H19ZM55 264V263H54ZM75 264V263H74ZM92 264H93V262H92ZM94 264H97V260L95 259V262H94Z\"/></svg>","mask_w":264,"mask_h":264},{"label":"water","instance_id":"water-1","mask_svg":"<svg viewBox=\"0 0 264 264\" xmlns=\"http://www.w3.org/2000/svg\"><path fill=\"white\" fill-rule=\"evenodd\" d=\"M167 19L175 22L186 32L207 37L220 46L227 48L234 53L242 55L244 58L251 60L264 58V55H260L256 48L250 46L252 44H258L259 40L261 39V32L264 31V15L238 13L226 8L184 6L177 12L169 13L167 15ZM152 69H155V71ZM157 70L158 67L152 64H146L133 59H122L114 60L106 64L101 70V76L102 81L105 83L130 86L147 82ZM174 77L176 80L184 84L193 85L198 88H207L223 94L236 96L254 103H264V99H261V97L264 96V90L250 85L235 84L227 80L218 79L212 73L201 68L178 70L174 72ZM9 94L11 98L20 101L43 102L50 99L54 92L52 88L42 84L39 81L18 79L11 84ZM63 96L66 98H71V96L67 94H63ZM141 103L142 99H135L133 101V106H138ZM210 116L214 121L221 123L225 122L228 118L224 113H211ZM247 117L251 119L253 114L251 113ZM13 131L17 134L22 133L21 127L18 126L13 127ZM29 144L31 146L40 145L42 144V139L38 136L34 138L31 137L29 139ZM124 148L127 151H132L134 149V145L129 140L124 145ZM180 149L182 152H184L186 150V144L180 145ZM84 153V148H81L78 152L79 155H84ZM239 168L243 171H246L249 176L258 180L264 187V181L258 179V176L262 173V171H264L263 159L249 160L239 165ZM253 173H255V175ZM189 176H194L193 168L190 169ZM196 184L209 188L205 183H202L199 180H194L193 178L185 181H173L168 191L170 210H156L154 208H146L139 214H136L130 218L118 221L108 220L107 223L114 229L113 225L122 227L125 224L136 221L137 218L155 217L156 219H159L163 214L170 213L172 211L174 196H178L184 189ZM88 185L96 189L98 188L97 186L100 185V182L97 180H91L88 182ZM203 195L199 197L198 203L201 206V209L208 213V209L204 208L200 203V198H202ZM41 198L42 194L37 192L6 194L0 191V201L6 200L11 207L17 209L20 207L32 206L33 204H36ZM191 212H196L197 214L198 212L195 209L189 212V216L192 217L191 221H194L195 218L191 215ZM28 224H31L39 232V228L34 222L29 220H19L20 227L26 232L29 231L27 229ZM186 232L189 234L187 238L193 237V235L187 230ZM122 236L126 239L127 246L132 248V241L128 237H125L124 235ZM170 239L175 240L176 238L170 237ZM178 242L181 245L182 251V240H179ZM15 244L16 237L14 235L0 234L1 246L12 250L15 247ZM173 253L175 252H171V254Z\"/></svg>","mask_w":264,"mask_h":264},{"label":"snow or ice","instance_id":"snow-or-ice-1","mask_svg":"<svg viewBox=\"0 0 264 264\" xmlns=\"http://www.w3.org/2000/svg\"><path fill=\"white\" fill-rule=\"evenodd\" d=\"M250 46L256 48L260 55H264V31L261 32L259 43ZM152 70L155 71V69ZM261 99H264V96ZM253 174L255 175V173ZM258 179L264 181V171L258 176ZM206 192V186L199 184L189 186L178 196L173 197L172 211L163 214L161 218H137L136 221L122 227L116 225H113V227L118 233L132 241L131 247L134 249L144 252L152 250L168 253L179 252L181 251V245L178 241L189 236L182 227V221L191 222L192 220L189 212L195 209L201 216L208 215L198 203L199 197ZM170 237L176 239L173 240Z\"/></svg>","mask_w":264,"mask_h":264},{"label":"crops","instance_id":"crops-1","mask_svg":"<svg viewBox=\"0 0 264 264\" xmlns=\"http://www.w3.org/2000/svg\"><path fill=\"white\" fill-rule=\"evenodd\" d=\"M99 112L102 113L101 114L102 124L100 125L101 126L100 130L97 131V133H99V134H97L99 141L97 140L96 142H94V140L92 141V139H89L90 143L92 142V144H94V146H96L95 147L97 149L96 154L99 153L100 151H102V149H103L102 143L103 142L108 144V145H113L115 148V144H114V143H116L115 140L119 136L124 135L126 137L123 140L131 139L137 143L139 151H138L136 158L137 157L139 158V156L140 157L142 156L141 157L142 160L140 162L138 161V163L135 164V168L138 169L136 171L134 169L130 170V168L127 169L126 164L128 162H126L127 160L123 159V161H122V162H124L123 168L117 170V172H116L117 178L112 177V175L110 174L111 172L109 170V166H110L109 161L106 162L107 164L103 168H102V166L100 167L101 172H102V176L106 179L107 190L113 191L114 185L116 186V190H117L118 187L120 188L121 182H123L125 184L126 180L129 178L130 175H133L135 172L139 173L138 171L140 170V168H144L143 166H146V165L149 166V164L152 162L153 159H151L150 156L148 157V155L151 154L152 152L156 151V149L158 148V146H157V143H158L157 135L158 134L156 133V131H152L150 129H148V131H146V129L142 130L141 129L142 124H140V122H138V123L135 122V119H133V117L131 118L133 121L127 123V121H125L121 115L119 116L118 112H116V111L115 112L117 113V116L115 114H112V113L109 114L108 109L105 112L103 109L99 110ZM95 113L97 114L98 110L94 111V115H96ZM104 113H106V114L104 115ZM122 114L126 115V112L122 111ZM110 115L111 116L115 115V117L114 118L111 117V119H110V117H109ZM103 121H105V122H103ZM228 121H229V119L227 120L226 124L228 123ZM108 123L113 124V125H111L113 127V129L109 130V124ZM146 127L147 126L145 125L144 128H146ZM55 128H56V126H54V129ZM54 132L55 133H52L53 134L52 143L51 142L50 143L55 147L54 149H56V147H58L57 144H60L61 140H64V139H63V135L61 133H59L57 130H54ZM167 132H170V131H167ZM173 133L174 132H171L170 134H173ZM69 140H71V139H69ZM55 143H56V145H55ZM81 144H78V142L77 143L76 142L71 143V145H73V146H76V145L79 146ZM106 144L104 147L105 151H106V149H109V148H106V146H107ZM185 144L188 145L187 142ZM120 148L123 150L122 145ZM160 148H161V145H160ZM98 149H100V150H98ZM123 152L126 155L124 150H123ZM71 155L74 156L73 159L76 161L77 164H74L75 167H73V168L69 167L67 162H66V164H64V166H61L62 170H63L62 172H63L64 181H65V179H68V178H69L68 180L75 181V182L81 181L84 179L82 177L85 174L83 171V168L81 166L82 164L80 161L77 160L75 153L72 152V149H71ZM153 157L154 156H152V158ZM44 158H47V157H44ZM144 158L148 159V161L146 160L147 161L146 162L144 160ZM60 159H61L60 155H59V160L57 159V155H55L53 157V160L58 165H59ZM68 162H70V161H68ZM100 163H101V161H100ZM67 168H70V169H68V171H66Z\"/></svg>","mask_w":264,"mask_h":264},{"label":"flooded vegetation","instance_id":"flooded-vegetation-1","mask_svg":"<svg viewBox=\"0 0 264 264\" xmlns=\"http://www.w3.org/2000/svg\"><path fill=\"white\" fill-rule=\"evenodd\" d=\"M177 81H178V80H177ZM195 88H196V87H195ZM248 114H249V113H247V116H248ZM247 116H246V117H247ZM18 127H20V126H18ZM12 130H13V129H12ZM13 132H14V131H13ZM15 133H16V132H15ZM16 134H17V133H16ZM21 134H22V133H21ZM18 136H19V135H18ZM21 136H23V135H20V137H21ZM31 137H32V136L28 137V139H27V146H28V148H29V147H32V148H33V147H39L40 145H43V144H40V145H37V146H31V145L29 144V139H30ZM182 144H185V142L180 141V143H179L178 146L180 147V145H182ZM40 147H41V146H40ZM29 149H30V148H29ZM95 180H96V179H95ZM90 181H91V180H90ZM23 192H26V191H23ZM17 193H22V192H17ZM6 194H8V193H6ZM11 194H13V193H11ZM15 194H16V193H15ZM0 203H7V202H5V201H1ZM7 205H8V203H7ZM30 207H32V206H28L27 208H26V207H25V208H24V207H21V208H19L18 210H21V209H24V210L26 209V210H27V209H29ZM14 210H17V209H14ZM27 220H30V219L28 218ZM31 221H32V220H31ZM33 222H34V221H33ZM35 223H36V222H35ZM36 224H37V223H36ZM37 225H38V224H37ZM38 226H39V225H38ZM20 228H21V227H20ZM40 228H41V227H40ZM21 229H22V228H21ZM33 230H34V228H33ZM23 231H24V230H23ZM41 231H42V230H41ZM20 232H21V231H20ZM25 232H26V231H25ZM2 234H10V233H2ZM11 235H12V234H11ZM17 242H18V240H17V238H16V244H17Z\"/></svg>","mask_w":264,"mask_h":264}]
</instances>
